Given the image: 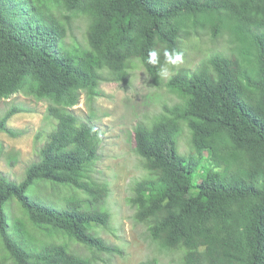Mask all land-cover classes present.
I'll list each match as a JSON object with an SVG mask.
<instances>
[{
	"label": "trees",
	"instance_id": "1",
	"mask_svg": "<svg viewBox=\"0 0 264 264\" xmlns=\"http://www.w3.org/2000/svg\"><path fill=\"white\" fill-rule=\"evenodd\" d=\"M223 12L235 20L230 30L240 49L253 51L255 71L236 55L216 53L166 83L182 104L135 125L134 151L146 177L133 183L129 202L154 242L182 253L180 264H264V0H0V97L24 90L49 103L56 123L20 182L0 176V264H92L57 241L35 247L9 224L11 200L35 228L100 253L115 251L92 233V225L106 228L110 219L95 208L107 188L90 175L101 136L72 108L82 96L94 101L102 82H123L136 62L158 85L187 23L209 24L215 35ZM78 17L87 20L85 45L67 49ZM18 111L0 118V132L15 135L6 123ZM182 124L194 156L179 151ZM213 151L219 163L202 166L203 153ZM35 182L77 190L93 209L31 200L26 193Z\"/></svg>",
	"mask_w": 264,
	"mask_h": 264
},
{
	"label": "rangeland",
	"instance_id": "2",
	"mask_svg": "<svg viewBox=\"0 0 264 264\" xmlns=\"http://www.w3.org/2000/svg\"><path fill=\"white\" fill-rule=\"evenodd\" d=\"M234 24V18L223 12L220 31L213 35L209 24L195 27L192 21L188 22L179 39L178 53L182 56V62L174 64L173 58L166 63L160 70L158 85H153L146 70L136 62L127 70L123 82H102L100 94L94 101L88 102L82 96L78 105L72 108L77 117L93 125L101 136L94 171L90 175L100 187L107 188L106 199L96 204L95 208L107 212L110 219L106 228L96 229L92 225V233L114 252L100 253L64 236H54L33 227L15 200L6 206L11 227L17 224V230L24 231L35 247L44 242L57 241L58 244L67 245L71 253L88 258L92 264H140L146 261L180 264L182 253L161 248L154 242L144 224L135 219V210L129 202L133 183L146 177L143 161L134 151L133 130L139 122L149 125L164 112L165 107L182 104V100L166 87V83L179 70L192 73L210 56L220 53L236 55L242 63L247 64V69L255 71L253 51L240 49L236 34L230 30ZM86 26L87 20L84 18H73L65 41L67 49L77 44L84 47ZM48 106V102L36 100L24 90L8 98L0 97V118L12 108L19 110L6 123L15 135L0 132V176L20 182L26 168L38 160V150L56 124L47 114ZM177 145L183 155H195L190 146V132L183 124ZM219 161L218 152H204L201 165L214 166ZM26 195L31 200L56 208L64 209L69 205V209L75 212L93 209L90 197L69 187L35 182ZM4 262L11 264L6 260Z\"/></svg>",
	"mask_w": 264,
	"mask_h": 264
},
{
	"label": "clouds",
	"instance_id": "3",
	"mask_svg": "<svg viewBox=\"0 0 264 264\" xmlns=\"http://www.w3.org/2000/svg\"><path fill=\"white\" fill-rule=\"evenodd\" d=\"M165 55L168 56L169 54L167 52H165ZM150 57H151L150 62L155 63L156 60H157V52L156 51H152L150 53ZM169 58L171 59V57H169ZM172 62L174 64L177 63V62H182V56H181V54L175 53L174 54V60Z\"/></svg>",
	"mask_w": 264,
	"mask_h": 264
}]
</instances>
